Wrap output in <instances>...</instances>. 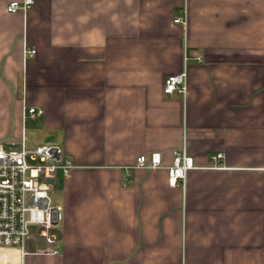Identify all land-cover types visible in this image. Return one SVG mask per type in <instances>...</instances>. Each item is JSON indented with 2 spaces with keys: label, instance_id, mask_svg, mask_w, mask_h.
<instances>
[{
  "label": "crops",
  "instance_id": "1",
  "mask_svg": "<svg viewBox=\"0 0 264 264\" xmlns=\"http://www.w3.org/2000/svg\"><path fill=\"white\" fill-rule=\"evenodd\" d=\"M12 1L0 143L30 124L75 168L49 182L59 244L32 237L0 264H264V0H34L15 14ZM183 72L186 92L166 95ZM26 107L44 115L26 122ZM183 147L195 167L170 187ZM155 152L162 168H132Z\"/></svg>",
  "mask_w": 264,
  "mask_h": 264
},
{
  "label": "built area",
  "instance_id": "2",
  "mask_svg": "<svg viewBox=\"0 0 264 264\" xmlns=\"http://www.w3.org/2000/svg\"><path fill=\"white\" fill-rule=\"evenodd\" d=\"M34 0L12 1L7 12H27ZM177 24L187 26L186 15L177 17ZM35 50L26 49V57ZM186 92V73L170 75L165 79L164 93ZM44 115L38 107H26L24 120L34 121ZM222 154L213 157L218 162ZM163 167L160 153L137 158L133 169L154 170ZM195 167L194 159L186 147L174 151L173 163L167 168L170 187L185 186L188 172ZM75 165L65 150L57 145L29 146L25 134L19 139L0 143V249L25 251L32 237L42 239L49 247L59 244L57 229L63 220L61 208L53 203L50 181L58 174L69 178ZM124 185L133 182L130 169H126ZM58 254L59 251L55 250Z\"/></svg>",
  "mask_w": 264,
  "mask_h": 264
},
{
  "label": "rangeland",
  "instance_id": "3",
  "mask_svg": "<svg viewBox=\"0 0 264 264\" xmlns=\"http://www.w3.org/2000/svg\"><path fill=\"white\" fill-rule=\"evenodd\" d=\"M26 137H27L28 142L30 143V145H33V146L42 145V144L54 145V144L50 143L49 141H47L48 138H47L46 134L43 131L35 130V128L31 127L30 124L27 127V129H26ZM52 186L53 185L51 184V188H50L51 197H52Z\"/></svg>",
  "mask_w": 264,
  "mask_h": 264
}]
</instances>
